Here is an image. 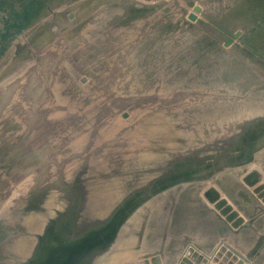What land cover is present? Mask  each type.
Listing matches in <instances>:
<instances>
[{
	"label": "rangeland",
	"instance_id": "1",
	"mask_svg": "<svg viewBox=\"0 0 264 264\" xmlns=\"http://www.w3.org/2000/svg\"><path fill=\"white\" fill-rule=\"evenodd\" d=\"M108 24L110 28L106 29ZM130 25L133 31L128 28ZM49 43L58 49L68 47L67 51L81 52L88 59L81 76L98 75L101 70L105 75L113 65L127 71L136 92L129 90L127 95L123 88L127 85L119 76L112 81L114 86H111L110 77L103 79L99 83L101 90L104 89L102 98L92 93L95 98L87 95V103L78 110H70L77 111L78 117L73 120L83 127V133L80 131L69 140L51 139L50 122L42 125L40 133L29 131L24 144L29 142V151L35 152L36 156L28 160L24 154L13 152L23 144L21 137L11 139L25 135L22 122L13 131L3 132V136L9 138L4 141L0 138L7 150L0 155V211L7 202L13 206V211L0 213V264L14 263L8 262L5 253L29 256L30 249L44 252L45 262L51 259L53 252L55 259L51 264H264V143L258 148H235L232 144L237 141L233 137L226 150L221 148L217 152V155L226 154L230 158L221 165H227V169H219L217 165L216 173L206 177V181L200 180L175 191L172 202L152 203L145 230H140V216H136L124 230L121 229L118 238L116 233L105 245L95 246L90 240L92 236L86 234L76 244L63 248L58 244L51 249L57 237L51 236V208L56 206L51 204L50 197L51 180H57L62 172L102 146L98 154L105 149L110 155H117L126 149H146L161 142L159 130L135 135L136 131L129 128L135 126L137 130L146 131L153 124L163 127L171 123L167 122V113L183 106L181 102L180 105L177 103L180 95L191 94L190 101L185 104L188 106L186 112L189 113L193 101L190 119L196 121L199 128L216 117L209 99L212 93L226 95V101H233L232 107L213 103L219 110L228 108L229 112L221 116L231 122L236 121L238 103L234 100L235 95L250 99L247 109L251 116L259 112L263 115L264 0H0V92L16 83L22 71L27 76L37 59V52L46 49ZM71 44L74 45L69 46ZM56 61L61 64L62 59ZM105 88L112 89L107 92ZM203 94L204 102H197ZM120 97L125 100H119ZM98 99L103 101L101 105ZM8 115L20 121L23 119L20 110ZM5 126L8 128L10 122H5ZM261 129L257 136L264 138V127ZM70 130H61L60 136ZM83 135L90 137L85 139ZM88 140L93 144L83 150ZM77 141L80 143L76 144ZM19 166L29 167V170L22 173ZM224 171L236 173L239 177L237 186L231 184L227 188L219 183L218 179L226 174ZM24 180L25 186L21 184ZM19 186L29 188L25 198L37 192L42 194L33 202L42 210L29 208L39 226L33 231L34 235L28 237L30 240L19 229L15 232L14 225L5 221L18 210L19 214H24L16 205L21 201L20 194L15 195ZM170 192L171 189H164L165 194L170 195ZM15 197L19 200L16 204L13 203ZM156 217L164 224L161 225ZM34 221L30 220L32 226H36ZM23 222L29 223L23 219L22 228L25 227ZM117 224L119 228L124 225L123 221ZM18 232L21 242L11 245ZM44 232L47 235H43ZM62 239L59 240L62 244L67 242ZM29 242H32L31 247ZM35 264L47 263L39 261Z\"/></svg>",
	"mask_w": 264,
	"mask_h": 264
},
{
	"label": "bare ground",
	"instance_id": "2",
	"mask_svg": "<svg viewBox=\"0 0 264 264\" xmlns=\"http://www.w3.org/2000/svg\"><path fill=\"white\" fill-rule=\"evenodd\" d=\"M154 13L155 12H151V14ZM129 15H133V14L129 13ZM135 20L136 19H134V22ZM130 26L128 28L129 29L131 28L132 30V26H134V23L132 24L131 27ZM143 27H145V25ZM108 28H110L109 24L108 27H106V29ZM121 28H125L122 30H126V31L129 30L128 28L127 30L126 27H121ZM115 32L116 31L114 29V33ZM114 33L112 31L111 34ZM73 45L74 44H71L69 46H73ZM67 49L68 47H65L64 49H58L53 45H51V43H49L46 49L37 52L36 55L37 59L34 62L33 67L28 70L29 72L27 71L28 75L27 76L24 75L25 71H22V73L17 77L19 79L16 81V83L7 86L5 92H0V123H2V126H0L1 129L0 134H2L0 136V138L2 137L1 141H4L5 138H9V136H3L4 134L3 132H7L9 130L13 131V128H15L17 124H19V122H22L21 126L25 128V132H24L25 135L20 134L17 135L18 137H13V138L11 137V139L18 140L19 137H21L22 139L21 143L23 144L19 145L16 148V150H14L13 152L24 154L23 157L26 158L27 160L33 156H36L35 152L29 151L31 146L30 143L27 142L24 144L25 142L24 140H26V138L28 137L29 131L30 132L36 131L37 133H40L38 131L41 130L42 125L46 126L50 122L51 139L58 138V139L69 140L73 136L78 135L77 134L78 132L80 133V131L83 130V127H79L80 125H77L78 123L76 124V121L73 120L78 117L77 111L70 112V110L72 111V108L78 110L77 108H80L87 101L86 98H88V96L94 97L95 94L98 97L102 95V91L104 89L101 90V86L99 83L103 79L110 77L109 80H111L112 82L116 79V77L119 76V78L121 77V79L127 85L123 87L126 88L124 91L127 93V95L129 94V92L130 93L136 92L135 85L129 82L130 80L127 71L119 69L114 65L111 69H109V72L105 75L102 74L103 70H101L98 75L81 76L84 66L88 63V59L85 58L81 52H75V51L70 52L67 51ZM57 58L62 59L61 64L56 61ZM113 83L114 82H112L111 86L113 85ZM105 89L108 92L109 89L108 90L107 88ZM104 93L106 94V92ZM114 93L117 92L114 91ZM149 95L151 96V94ZM108 96L110 95H107V97ZM189 96H191V94L189 93L185 97H182L180 95L181 99H179L177 103L179 104L181 102V105L183 106L177 109L174 107L175 109H173V111L171 110L169 113H167V116L169 118L167 122H171V123L168 124L166 123V125H163V127H161V125L159 124H153L151 125V128L147 129L146 131L140 128L139 130H137L136 129L137 127L135 126L129 128V130L132 129L136 131L133 133L135 135L136 134L147 135V133H150L152 130H159L162 134L160 137L161 142L155 143L154 145H152V147L147 146L146 149H140V150L138 149L132 150L133 148L131 150L126 149V151L117 155H115V153L113 155H110L108 151L105 149L101 154H98L99 150L103 148L102 146L99 150L95 151L93 155L87 156L85 159L80 160L75 166L65 170V172H62L57 180H51V193H50L51 202H52L51 204H54L56 206V208L54 209L51 208V236L54 239L55 237H57V242H59V243L56 242L55 245L51 247V249L57 247L58 244L62 248L67 247V245L69 244L70 245L76 244L80 240H82L84 238L83 236L86 234L92 236L90 240L92 244H94L95 246L105 245L106 243H108L110 238L112 240L115 237L116 233L118 238V234L121 231V229L124 230L126 228V225L130 221H132L136 216H140L138 220V224L140 225L139 226L140 230H145V224L147 222L146 219L149 216L151 210L150 207L151 205H153L152 203H157L160 201L161 202L164 201V203L172 202L174 199L173 197L176 194L174 192L177 191L178 189L183 188L185 186H190L191 184L194 183L197 184V182L200 180L206 181L207 180L206 177H208L213 173H216L215 171L218 170L217 167H219V169H225L227 167V165L225 166H221V165H223L226 161L230 160V158L227 157L226 154L217 155V152L221 148H225L233 137H235L237 141V143L232 144L235 148L237 147L239 148L241 147L242 149H245L247 147L258 148L264 143V138H262L261 135H260L261 137L257 136V134L259 135V133L262 131L261 128L264 127V114L262 115L259 112L251 116V114L248 112L247 109V105L250 99L246 98V96L235 95L236 97L234 98V100L238 103L237 108H235L236 121L231 122L227 118H223L221 116L223 113L229 112L228 108H223V109L221 108V110H219L218 107H213V103L218 102L224 106L227 105L232 107L233 101H226V95H217L215 93H212L209 96V99L211 101L212 111L216 117L212 122L208 123L203 128H199L197 122L192 121L190 119V116L192 115L193 112V101L189 106V113L186 112L188 106L185 107L186 106L185 104H187L190 101ZM119 100H125V99H123V97L122 98L120 97ZM204 100H205V95L203 94L197 100V102H204ZM101 101L102 100H99L98 104L100 103L101 105ZM78 104L79 106H77ZM149 104H151V101H149ZM92 108H94V106ZM95 109L98 110L97 106ZM16 110H20L23 114V119L21 121L8 115ZM69 113H71L70 117L68 116ZM87 119L90 118L88 117ZM34 121H36V123H33ZM5 122H10V126L8 128H6ZM101 122H103V120ZM68 123L71 124L69 125ZM37 125H38V129L36 130ZM65 129H71V130L66 135L60 136L62 132L61 130H65ZM92 129H91V133H92ZM44 131L45 130H43V132ZM82 133L83 132L81 131V134ZM86 137L89 138L90 136L89 137L86 136ZM1 141H0V155L7 153V150L4 149L5 146L1 143ZM78 142L79 141H77L76 144H78ZM92 144L93 141L88 140L86 146L83 147V150H85ZM137 147L135 146V148ZM240 151L241 150H239L238 152ZM219 156L222 157L218 159L217 157ZM59 159H60V155H59ZM18 169L20 170V172L23 173L28 171L29 167L19 166ZM14 178L16 181L17 179L16 175ZM238 178L236 173L231 174L230 172H226V174L222 175L218 179V181L222 186H227V185L231 186V184L237 186L236 183L238 182ZM26 180H24L21 183L23 186H25V183H27ZM16 184H18L17 181ZM166 188L171 189L170 195L164 193V189ZM232 189L234 190V188ZM49 190L50 189L48 188L46 190V193ZM27 191H29V188L19 186L17 192H15V195L17 194L16 196L18 197V193H19L20 194L19 198L21 197V201L19 202V204H16L15 202L19 201V200L17 201V197H15V200H13L14 201L13 203H15L19 209L20 207L23 209L22 212L24 214L23 215H21V213L19 214V210H18L17 212L13 213V215L10 216V218L5 217L6 218L5 221L7 223H11L12 225H14V227L16 228L15 232H17V229H19L18 231H21L22 233L26 234L28 238V237H32L31 235L33 234V231L39 228L38 223H36L37 220H35L36 216L31 214L30 211L31 210L40 211L39 209L42 210V208L37 209L38 207L36 206L35 203H33L35 201V197H38L42 194L40 192H37L35 195H31L28 196V198H25L24 195H26ZM22 205H24V207H22ZM12 208L13 206L7 202L5 203L4 208L1 209L0 213H3L5 211L8 213L9 211L10 214L13 211ZM29 208L32 209L29 211ZM45 211L47 212V210ZM23 219L24 220L27 219L29 222L28 224H25L23 222V224H25V227L23 228L25 229L22 228ZM30 220L33 221L35 220L34 224L36 223L35 224L36 226H32L33 222L30 224ZM156 220L159 223H161V225L164 224L162 220L159 219V217H156ZM121 221H123L124 225L121 228H119V224L117 223ZM7 226L8 225H6L5 227ZM45 233L46 232H44L43 235H45ZM15 235L16 236L13 238L12 242L10 241L11 245L19 244L21 242V233L18 232L15 233ZM62 238L66 239L67 242L69 241V243L65 242L64 244H62V242L59 241ZM27 241L28 240H26V242ZM52 241L54 242L55 240ZM32 242H29L30 247L32 245ZM86 250H88V248H86ZM31 251L32 249H30L28 252L29 256L27 255L18 256L17 254L14 255L13 253H9V252H7L9 254L5 253V255L9 259L8 262L9 263L14 262L13 264H15V262L17 263L20 262L23 264L26 263L35 264L38 263L39 261L40 263H47V264H51L50 262H54L55 255L52 256L53 252H51L50 256L51 259L53 258L54 259L53 260L50 259L49 261L47 260L45 262L46 255H44L45 254L44 252L42 251L34 252V250L32 252ZM73 254L75 253L73 252ZM34 255H36L35 256L36 258L31 259ZM88 255L89 254H87V256ZM25 256L27 257L25 258ZM67 256L65 259H67Z\"/></svg>",
	"mask_w": 264,
	"mask_h": 264
}]
</instances>
